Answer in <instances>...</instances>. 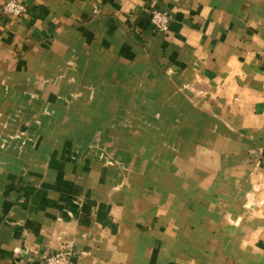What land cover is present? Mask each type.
<instances>
[{
	"label": "crops",
	"instance_id": "obj_1",
	"mask_svg": "<svg viewBox=\"0 0 264 264\" xmlns=\"http://www.w3.org/2000/svg\"><path fill=\"white\" fill-rule=\"evenodd\" d=\"M5 1L0 264H264V0Z\"/></svg>",
	"mask_w": 264,
	"mask_h": 264
},
{
	"label": "built area",
	"instance_id": "obj_2",
	"mask_svg": "<svg viewBox=\"0 0 264 264\" xmlns=\"http://www.w3.org/2000/svg\"><path fill=\"white\" fill-rule=\"evenodd\" d=\"M1 9L13 16L21 17L25 13V4L18 0H6ZM152 21L156 31L166 32L168 29L167 13L155 12ZM39 256L43 264H72L74 251L70 245H64L58 251H43Z\"/></svg>",
	"mask_w": 264,
	"mask_h": 264
}]
</instances>
